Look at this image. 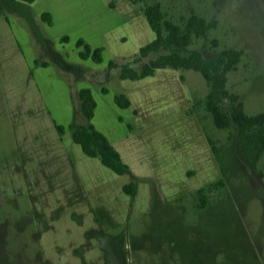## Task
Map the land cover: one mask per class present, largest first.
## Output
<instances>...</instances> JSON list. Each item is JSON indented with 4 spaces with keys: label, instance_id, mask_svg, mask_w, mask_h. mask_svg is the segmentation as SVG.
<instances>
[{
    "label": "rangeland",
    "instance_id": "rangeland-1",
    "mask_svg": "<svg viewBox=\"0 0 264 264\" xmlns=\"http://www.w3.org/2000/svg\"><path fill=\"white\" fill-rule=\"evenodd\" d=\"M154 2L179 23L193 11L216 19L208 39L190 47L207 58L245 49L228 86L247 113L264 111V0H35L41 31L89 70L79 79L53 62L37 65L41 48L28 22L0 9V264H264V158L250 168L236 127L215 125L202 73L163 67L122 79L120 67L109 66L132 60L155 38L143 10ZM80 37L104 47L103 61L80 56ZM142 63L132 64L139 70ZM82 87L98 103L94 124L138 177L135 197L123 190L130 174L90 157L72 138ZM117 93L131 105L119 106ZM219 179L225 185L198 208V189Z\"/></svg>",
    "mask_w": 264,
    "mask_h": 264
},
{
    "label": "trees",
    "instance_id": "trees-1",
    "mask_svg": "<svg viewBox=\"0 0 264 264\" xmlns=\"http://www.w3.org/2000/svg\"><path fill=\"white\" fill-rule=\"evenodd\" d=\"M35 0H0V9L18 13L28 22L41 53L36 64L49 65L55 63L62 70L71 73L75 79L86 77L88 69L69 61L59 50L55 49L53 40L45 35L36 23L31 4ZM136 2V0H131ZM144 13L153 30L155 38L142 45L139 52L130 61L119 63L110 60L109 66H119V76L122 79H140L155 75L157 69L171 67L175 69H195L205 77L209 91L203 102L206 109L212 114L218 128L234 125L242 137L241 152L250 168L255 169L264 158V111L255 114L247 113L245 103L239 93L228 86V73L236 69L245 54L243 48H223L215 57L207 58L199 48L190 47L194 39H208V31L218 26L216 19L209 20L205 16L193 11L184 23L174 21L167 15L161 2H154L144 6ZM44 21L52 24L53 17L48 11L41 14ZM62 41H68L69 36L63 35ZM212 47L219 45L218 38L210 39ZM77 46L82 49L79 54L82 58L91 57L96 62L103 61L104 47H92L85 39L78 38ZM163 50V52H161ZM160 52L156 57L144 61L151 53ZM133 62H143L138 70ZM104 91H107L105 88ZM80 99L79 110L85 121H78L77 115L69 124L73 139L79 143L84 153L98 157L104 165L119 174H130L131 178L123 184V190L131 197L138 193L139 181L131 166L127 163L117 147L99 130L93 122L95 110L98 105L93 91L89 87L81 88L78 92ZM116 103L121 107L131 105V99L125 93L115 95ZM58 131L63 134L65 127L56 124ZM209 141L212 142L211 138ZM213 147V146H212ZM225 185L224 179L211 182L198 189V208H204L210 202L209 192Z\"/></svg>",
    "mask_w": 264,
    "mask_h": 264
},
{
    "label": "crops",
    "instance_id": "crops-1",
    "mask_svg": "<svg viewBox=\"0 0 264 264\" xmlns=\"http://www.w3.org/2000/svg\"><path fill=\"white\" fill-rule=\"evenodd\" d=\"M37 65H39V64H37ZM50 65V64H49ZM49 65H46V66H43V65H40V66H43V67H47V66H49ZM82 88H84V87H82ZM98 106V105H97ZM77 111H76V107H75V112H74V116H75V113H76ZM73 120V119H72ZM71 122V121H70ZM70 122H69V124H70ZM57 124V122H55V125ZM59 124V123H58ZM69 124H68V126H69ZM57 127V126H56ZM65 127V126H64ZM66 128V127H65ZM69 128V127H68ZM70 130V129H69ZM65 132V131H64ZM64 134V133H63ZM71 134H72V132H71ZM72 138H73V136H72ZM74 140V139H73ZM75 141V140H74ZM121 153V152H120ZM122 155V154H121ZM90 157H92V156H90ZM101 242H102V244H104L105 242H106V238L104 237L103 239H101ZM117 259V258H116Z\"/></svg>",
    "mask_w": 264,
    "mask_h": 264
}]
</instances>
